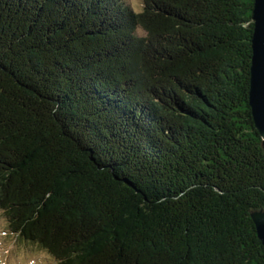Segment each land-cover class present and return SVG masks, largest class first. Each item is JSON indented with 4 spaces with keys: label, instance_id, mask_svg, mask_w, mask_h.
Masks as SVG:
<instances>
[{
    "label": "trees",
    "instance_id": "obj_1",
    "mask_svg": "<svg viewBox=\"0 0 264 264\" xmlns=\"http://www.w3.org/2000/svg\"><path fill=\"white\" fill-rule=\"evenodd\" d=\"M140 1L0 0L7 226L55 264H264L254 0Z\"/></svg>",
    "mask_w": 264,
    "mask_h": 264
},
{
    "label": "water",
    "instance_id": "obj_2",
    "mask_svg": "<svg viewBox=\"0 0 264 264\" xmlns=\"http://www.w3.org/2000/svg\"><path fill=\"white\" fill-rule=\"evenodd\" d=\"M253 36L248 102L254 126L264 142V0H254ZM264 248V211L252 214Z\"/></svg>",
    "mask_w": 264,
    "mask_h": 264
},
{
    "label": "rangeland",
    "instance_id": "obj_3",
    "mask_svg": "<svg viewBox=\"0 0 264 264\" xmlns=\"http://www.w3.org/2000/svg\"><path fill=\"white\" fill-rule=\"evenodd\" d=\"M134 11H140V0H124ZM139 34H142L139 29ZM0 264H55L46 251L16 238L0 210Z\"/></svg>",
    "mask_w": 264,
    "mask_h": 264
}]
</instances>
